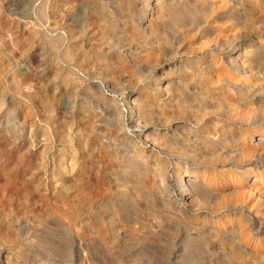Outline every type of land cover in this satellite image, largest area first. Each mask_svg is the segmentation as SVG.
I'll return each mask as SVG.
<instances>
[{
    "label": "rangeland",
    "instance_id": "obj_1",
    "mask_svg": "<svg viewBox=\"0 0 264 264\" xmlns=\"http://www.w3.org/2000/svg\"><path fill=\"white\" fill-rule=\"evenodd\" d=\"M44 1L50 8L54 0ZM44 1L0 0V117L3 116L9 121L8 131L0 126V249L2 247L12 255V261L16 264H35L34 261L37 263L39 260L52 261L55 264H194L191 259L172 263L176 260L174 255L178 250L172 245H179L184 234L189 233L190 236L201 238L202 246L199 248H203V251L206 248L204 253L208 258L218 260V255H214L213 251L215 248H221L218 238L203 235L196 228L206 212L214 209L216 201L219 200L225 203L228 213L236 214L225 218V227L227 228L232 220L236 223L242 211V203L250 205L254 202L248 197L247 191L251 176L248 179L243 177L239 181L233 175L215 177L210 186L214 190L217 189L220 196L203 209L189 210L184 216L169 213L161 219L164 229L156 233H146L141 227V231L135 230L134 228L144 225L142 223L155 225L159 214L157 208L146 199V189L139 195L136 192L137 186L131 185L134 181H126L128 175L118 174L124 165L121 155H126L132 144L141 146L136 137V128L127 125V102L124 97L130 90L133 91L132 97L137 92L141 93L144 83H165L170 71L168 56L162 55L158 58L154 69L149 71L151 76L144 81L141 77L142 67L133 65L123 56L117 57L118 52L124 54L129 40L134 47H140L137 34L132 38L130 36L126 44L121 41V38L128 35L123 26L119 25L118 12L104 16L93 11L89 0H57L60 4L58 14L49 13L47 18H39L37 10ZM149 13L144 21L149 18ZM123 14L128 15L129 12L124 10ZM24 22L28 23L26 29L23 28ZM32 28L39 30V36H29V30ZM164 32L167 33L166 30ZM194 32L195 30L192 31ZM192 33L185 36L181 34L182 37L179 35V42H175L174 49L183 51V48L195 52L202 41L212 42L224 36L219 32H208L211 35L205 31ZM16 37L18 43L14 42ZM250 37L253 36L246 35V40ZM50 39L61 40L56 49L50 47L53 42ZM67 47L71 55L65 61L62 50ZM230 47L224 49V55L227 56L222 57V62L228 59V54L232 53L236 46L232 43ZM137 51L138 49L132 53ZM201 66L204 64L201 63ZM217 69L220 71L219 65ZM257 79L255 76L249 77V84H261ZM200 85L209 86L205 83H189L192 91L194 86ZM216 91L219 92L218 89ZM233 95L232 97H236L239 94L237 92ZM249 95H239L247 101L246 106L242 107L243 112L259 106L257 101L260 96ZM83 97L94 101L91 103L97 114L101 106L95 103L96 99L106 103L113 101L123 112L121 129L117 128L118 125L114 122H100L99 115H94L93 118L89 115L91 118L87 120V125L83 126L77 118L80 115L78 113L86 112V116L88 114V111H84L79 105ZM215 117L217 116L212 115L203 119L215 121ZM218 118L220 123H230L225 117ZM185 121L184 118H177L169 126L175 123L182 126ZM66 125L71 126L72 132L79 128L82 131V138L78 140L75 137L72 142L82 160L83 170L80 174L76 170L71 171L69 167H60V142L62 135L66 133ZM247 126L246 122H238L231 128H224V131L233 134L244 132L241 141L248 155L253 149L264 150V144L256 143L259 137L257 133L252 140L250 134L245 132L251 129ZM198 127L205 131L214 128L207 122H202ZM221 132L218 126L216 135ZM185 133L179 132L185 142L194 144L192 140L186 139ZM43 134L51 135L48 136L50 142L43 140ZM39 139H42V142ZM44 146H47V150L43 160L40 151ZM171 148L159 151L158 155L167 157L173 155L172 152H185V146L178 142ZM190 153L194 155L193 152ZM65 157L63 159L68 160L69 156ZM196 158L184 155L183 160L188 167H194L198 163L202 164V157L197 155ZM220 160L224 161L226 158L221 157ZM171 168L170 164L168 185L175 189L170 176ZM64 182L77 187L82 208V214L71 222L65 212V201L58 196V189ZM255 186H260L264 193V176L263 181L257 182ZM258 209L264 217V205ZM224 211L214 216L223 215L226 213ZM242 214L247 215L245 212ZM129 226H132V232L127 231ZM213 227L225 228L222 225ZM249 228L252 231L244 238V233ZM261 228L262 231L257 232L253 220L242 226L243 233L240 238L244 239L251 251L247 255L233 258L234 264H264V220ZM258 237L261 241L255 243Z\"/></svg>",
    "mask_w": 264,
    "mask_h": 264
},
{
    "label": "bare ground",
    "instance_id": "obj_2",
    "mask_svg": "<svg viewBox=\"0 0 264 264\" xmlns=\"http://www.w3.org/2000/svg\"><path fill=\"white\" fill-rule=\"evenodd\" d=\"M89 2L93 11L98 14L110 16V13L118 12L117 15L120 16L118 18L120 20L119 25L123 26V30L128 35L126 38H121L125 44L130 36L132 38L134 34L139 35L140 47H134L132 43H129V40L124 48V54L118 52L117 57L123 56L133 65L142 67L141 77L144 81H147L151 76L149 71L154 69L159 57L165 55L168 56L167 59L169 60L170 71L168 79L164 80L165 83H153L151 85L144 83L141 93L137 92L132 97L133 91L130 90L126 92L124 97L127 102V125L136 128V137L141 146L132 144L131 148L127 150V154L121 155L124 158V165L122 166L123 170H119L118 174L128 175L126 181H134L131 182V185L137 186L136 192L139 195L140 192L144 193L146 189V199L157 208L159 214L155 220V225L152 223L150 226L148 223H142L144 225L134 229L141 231L140 229L143 228L146 233H156L158 230L164 229L161 219L169 213L184 216L189 210L203 209L205 205H209V202L211 203L213 199L216 200L220 196V193L216 191L217 189L214 190L210 186L215 177L233 175L239 181L243 177L248 179L251 176L250 187L247 188V191L248 197H251L254 202L250 205L242 203V211L239 213L236 223H233L232 220L227 228L225 227V218L236 214L228 213L225 209V203L219 200L216 201L214 209L206 212L207 214L202 217V221L196 228L203 235L218 238L217 241H219L221 248L213 250L214 255H218V260L213 261L212 258H208L204 253L206 248L204 251L203 248H199L202 246L201 238L190 236L189 233L184 234L179 245H172V247L178 248L177 252H174L176 260L172 263L191 259V263L194 264H234L233 258L242 254L247 255L251 251L244 239L240 238L243 233L242 226L251 223L253 220L257 232L262 231L264 217L258 208L264 205V193L260 190V186L256 187L255 185L257 182L263 181L264 150L253 149L248 155L241 141L244 132L227 133L224 128H231L238 122H246L248 123L247 128L251 127V129L245 132L250 134L252 140L257 133L259 137L256 143L264 144V0H89ZM59 6V1L54 0L49 8L47 2L44 1L39 5L37 15L39 18H47L49 13L56 14ZM124 10H127L129 14H123ZM148 12H150V16L144 21ZM27 24L24 22V29H26ZM194 30L196 34L205 31L207 34H210L208 32L211 34L219 32L224 36L212 42L211 40L202 41L201 46H198L195 52H189L182 47L183 51L174 49L175 42H179V40L177 41L179 35L185 36ZM39 34L37 28L29 30V36L36 37ZM246 35L253 37L246 40ZM254 35H257L258 38H255ZM17 40L16 37L14 42L18 43ZM60 42L61 40H55L50 44V47L56 49V45ZM232 43L236 46L235 50L229 53L231 55L228 54V59L225 62H222V57L227 56L224 55V49L230 47ZM10 46L12 47V45ZM136 49H138L137 53H132ZM70 55L68 47L62 50V57L65 61L69 59ZM176 57H178L177 60ZM201 63L204 64L203 67ZM218 65L220 71L217 69ZM251 76L257 77L261 84H249V77ZM189 83H205L209 86H194L195 89L192 91ZM27 89H29L28 86ZM217 89L219 92L216 91ZM74 92H76V88ZM237 92L239 95L247 96L258 94L260 96L257 101L259 106L243 112L242 107L246 106L247 101L239 95L232 97ZM81 101L80 107L84 108V111H88L87 116L86 112L78 113L80 115L77 118L81 120L83 126L87 125V120L91 117L99 115L100 122L105 124L114 122L118 125L117 128L121 129L123 112L118 109L113 101L106 103L104 100L96 99L95 103L101 106L98 114L91 103L94 101H90L87 97L81 98ZM89 115L91 117H88ZM212 115L217 116L215 121L203 119ZM2 117H0V126L8 131L9 121ZM218 117H225L230 123H220ZM177 118H184L186 121L182 126L175 123L170 127L169 124ZM202 122L203 124L207 122L208 125L214 127L213 130L205 131L199 128L198 125ZM218 126L222 132L217 136ZM159 128L166 129L161 131L158 130ZM65 131L66 133L62 135V142H60L62 143L60 167L62 169L69 167L71 171L76 170L80 174L83 170L82 160H80L76 147L72 146V142L75 137L78 140L82 138V131L79 128L72 132L69 125H66ZM179 132H186V139L192 140L194 144L185 142ZM43 136L45 142H50L48 140L50 134H43ZM39 140L42 142V139ZM177 142L185 146L184 153L172 152L173 155L167 157L158 155L161 150L172 149V145ZM46 150L47 146H44L40 151V157L43 160ZM190 152H193L194 155H190ZM113 154L115 155L116 152ZM65 155L69 156L68 160L63 159L66 158ZM184 155L192 159H197L196 156L198 155L199 158L202 157V164L198 163L194 167H188L184 163ZM221 157H225L226 160H220ZM170 164L172 167L170 176L171 180L174 181L175 189H171V186L168 185V166ZM77 190V187L74 188L66 182L62 183L58 189V196L65 201L67 209L65 212L69 215L70 222L77 220L82 214ZM224 210L226 211L225 214L214 216V214ZM242 212L247 213V215L242 214ZM214 225H222L225 228H214ZM127 231L132 232V226H129ZM251 231V228L245 231L244 238ZM200 233L198 234L200 235ZM260 241L261 238L258 237L255 243ZM11 256L1 247L0 264H16L12 261ZM41 261L39 260L37 263L34 261V263L55 264L52 261Z\"/></svg>",
    "mask_w": 264,
    "mask_h": 264
}]
</instances>
